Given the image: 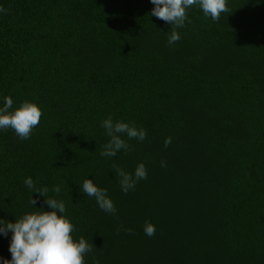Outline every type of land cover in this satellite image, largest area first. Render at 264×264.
Listing matches in <instances>:
<instances>
[{
  "label": "trees",
  "instance_id": "1",
  "mask_svg": "<svg viewBox=\"0 0 264 264\" xmlns=\"http://www.w3.org/2000/svg\"><path fill=\"white\" fill-rule=\"evenodd\" d=\"M227 6L217 22L193 5L177 28L150 0H0V108L11 97L9 112L42 111L28 139L0 129V220L54 198L73 239L92 245L85 264H264V0ZM108 117L146 138L121 133L128 150L102 156ZM139 163L147 179L125 194L116 167ZM11 236L0 234V264Z\"/></svg>",
  "mask_w": 264,
  "mask_h": 264
},
{
  "label": "clouds",
  "instance_id": "2",
  "mask_svg": "<svg viewBox=\"0 0 264 264\" xmlns=\"http://www.w3.org/2000/svg\"><path fill=\"white\" fill-rule=\"evenodd\" d=\"M154 5L151 16H155L177 28L183 27L187 20L186 9L198 5L205 17L213 21H219L222 13H228L227 0H150ZM0 11H5L0 9ZM181 39L175 30L169 36V44ZM11 97L5 98L4 107L0 108V129L11 128L20 139H28L33 128L39 125L42 116L41 109L32 102L25 101L14 112ZM102 127L106 130L110 140L104 145L102 156L115 157L120 150L127 151L129 146L121 133L129 139L143 141L146 138V131L138 129L134 125L124 122H113L111 117L103 121ZM172 142L171 137L165 138L164 146L168 147ZM162 166H164L162 162ZM115 167V166H114ZM116 174L120 178L119 183L122 191L127 194L135 188L136 183L141 179H147V171L144 163H139L134 174L125 172L116 167ZM29 188H34L31 177L25 179ZM83 193L94 197L99 207L111 214L116 213L113 201L108 198L107 190L97 187L92 179H85L82 185ZM53 191L59 193L60 188L55 186ZM40 195L46 197L47 188L37 189ZM50 211L26 213L15 222L0 220V234L7 236L12 233L9 251L11 259H4L3 264H85V255L92 251V245L83 237L78 241L73 239L72 232L74 225L64 215L66 207L63 201L54 198H45L44 201ZM31 204L36 205L37 201L31 199ZM131 233V229L127 230ZM155 226L145 222L144 232L147 236L155 235ZM98 264V262H97Z\"/></svg>",
  "mask_w": 264,
  "mask_h": 264
}]
</instances>
